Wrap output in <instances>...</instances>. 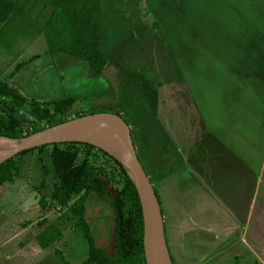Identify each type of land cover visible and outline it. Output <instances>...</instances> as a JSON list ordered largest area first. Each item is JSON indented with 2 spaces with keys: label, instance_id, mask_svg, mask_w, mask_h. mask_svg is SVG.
I'll use <instances>...</instances> for the list:
<instances>
[{
  "label": "rangeland",
  "instance_id": "obj_1",
  "mask_svg": "<svg viewBox=\"0 0 264 264\" xmlns=\"http://www.w3.org/2000/svg\"><path fill=\"white\" fill-rule=\"evenodd\" d=\"M151 3L105 0L98 18L100 47L108 60L105 67L95 71L84 60L61 54V63L47 67L45 79L35 82L33 89L50 93L59 85L56 95L47 98L61 92L74 97L72 115L119 113L152 184L173 264H257L256 257L264 262V170L259 184L245 170V161L226 153L210 138L176 67V34L182 21L177 24L175 12L179 7L174 0H154L153 12ZM39 9H31L33 17ZM235 14L229 18L233 32L246 25L240 23L242 14ZM20 36L10 41L9 49H0V80L6 84L14 75L6 71L10 60L23 53V45L31 43L36 33L29 30ZM34 53H39L38 48ZM59 75L63 80L54 79ZM17 78L14 86L32 92L27 76ZM30 103L17 111L21 121H26ZM48 145L22 153L10 166L11 179L0 188V236L7 235L0 244L8 239L16 248L35 242L52 224L62 231V238L49 250L61 251L69 264H88L90 237L97 247L113 249L111 211L94 196L86 201L84 220L69 211L75 198L66 206L57 204L52 196L57 178ZM91 161L107 168L104 185L116 193L122 181L115 165L101 153ZM224 211L234 220L227 223L229 215ZM247 216L252 217L249 223ZM55 264L62 262L56 259Z\"/></svg>",
  "mask_w": 264,
  "mask_h": 264
},
{
  "label": "crops",
  "instance_id": "obj_2",
  "mask_svg": "<svg viewBox=\"0 0 264 264\" xmlns=\"http://www.w3.org/2000/svg\"><path fill=\"white\" fill-rule=\"evenodd\" d=\"M174 1L179 7L175 12L177 24L182 21L177 27L179 41L176 42L175 53L180 79L185 82L192 102L201 113L210 138L226 153L245 161V170L255 175L256 182L259 183L264 170V0ZM152 3L150 11L155 12ZM102 10L103 6L101 12ZM238 12L242 14L240 23L246 25H241L240 30L233 32L234 30L230 31L229 18L233 15L236 17L235 13ZM183 16L186 21H183ZM217 21L219 24H216ZM181 26L183 28L180 34ZM44 39V36L39 35L31 43L23 45V53L10 60L6 69L14 74L7 85L17 90L27 101L36 103L65 98L62 92L61 96L47 98L56 95L54 90L59 85L50 93L33 89L35 82L45 79V69L53 64L55 66L57 62L60 64L61 54H67L50 52ZM36 48L39 50L38 54L34 53ZM24 54L27 56L25 62H30V67L24 65ZM18 64L21 67L15 70ZM41 67L44 69H40ZM35 68L40 70L32 73ZM22 76H27L32 92L29 93L25 87L18 89V86H14V80L17 81V77L21 79ZM54 79L63 80L62 75ZM224 212L229 215L226 216L227 223L229 219L234 220L233 215ZM251 218L247 216L248 223ZM6 236H0V239ZM33 241L21 243L16 248L12 245L15 243L8 239L1 243L0 264H55L58 258L49 248L42 250ZM256 258L257 264H264Z\"/></svg>",
  "mask_w": 264,
  "mask_h": 264
},
{
  "label": "trees",
  "instance_id": "obj_3",
  "mask_svg": "<svg viewBox=\"0 0 264 264\" xmlns=\"http://www.w3.org/2000/svg\"><path fill=\"white\" fill-rule=\"evenodd\" d=\"M105 0H0V46L10 48V41L26 35L29 30L36 37L44 34L50 52H63L78 57L95 71H101L107 58L100 47L98 17ZM40 7L34 17L31 9ZM21 67L18 64L15 70ZM74 97L30 103L26 121H21L17 111L27 102L17 90L0 81V137L18 140L43 131L71 118L89 114L72 115ZM119 114V113H115ZM48 145V144H47ZM49 160L57 182L52 196L57 204L68 206L72 215L85 219V205L90 196L108 206L113 224V249L97 247L90 237L88 264H145L142 239L143 216L135 188L124 167L87 142L66 141L50 144ZM49 146V145H48ZM45 147V146H42ZM42 147L36 148L41 150ZM34 150V149H33ZM31 151V150H29ZM28 152V151H26ZM25 153V152H23ZM111 161L121 177L122 186L112 193L104 185L107 168L91 161L96 154ZM22 153L0 165V188L11 179L10 166ZM86 231L89 229L86 226ZM90 234V233H89ZM62 238V231L48 225L35 237L42 250ZM62 264H69L61 251H54Z\"/></svg>",
  "mask_w": 264,
  "mask_h": 264
},
{
  "label": "water",
  "instance_id": "obj_4",
  "mask_svg": "<svg viewBox=\"0 0 264 264\" xmlns=\"http://www.w3.org/2000/svg\"><path fill=\"white\" fill-rule=\"evenodd\" d=\"M81 128H110L115 130L124 141L127 165L125 166L115 157H112L107 151L92 142L79 139L64 141L55 140L61 132ZM89 134L95 136L96 138L98 137L97 132L94 134L91 131ZM0 140H5L8 144H10L7 150L0 153V165L11 160L20 153L56 142H87L101 148V150L110 155L124 167L129 180L133 184L137 193L144 222L142 246L145 264H154L152 260L153 254L160 256L161 264H173L165 236L164 218L160 212L152 184L150 183V180L137 157L136 149L131 138L130 128L119 116V114L103 112L89 113L71 118L63 123L46 127L45 130L34 133L23 139L12 140L0 137ZM106 142L109 141L106 140Z\"/></svg>",
  "mask_w": 264,
  "mask_h": 264
},
{
  "label": "bare ground",
  "instance_id": "obj_5",
  "mask_svg": "<svg viewBox=\"0 0 264 264\" xmlns=\"http://www.w3.org/2000/svg\"><path fill=\"white\" fill-rule=\"evenodd\" d=\"M94 134L97 132V138L93 135H90L89 132ZM71 139H79L92 142L97 146L101 147L107 151L112 157H115L117 160L122 162L125 166L127 165L125 157V147L123 139L118 135V133L110 128H81V129H72L61 132L60 135L56 137V141H64ZM108 140L109 142H106ZM10 146L7 141L0 140V153L7 150ZM154 264H161V258L157 254H153L152 257Z\"/></svg>",
  "mask_w": 264,
  "mask_h": 264
}]
</instances>
